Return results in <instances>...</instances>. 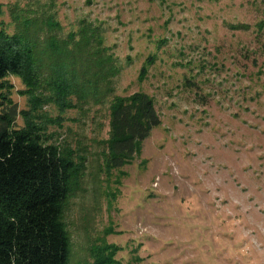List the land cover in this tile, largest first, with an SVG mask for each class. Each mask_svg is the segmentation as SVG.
Returning <instances> with one entry per match:
<instances>
[{"label": "rangeland", "instance_id": "rangeland-1", "mask_svg": "<svg viewBox=\"0 0 264 264\" xmlns=\"http://www.w3.org/2000/svg\"><path fill=\"white\" fill-rule=\"evenodd\" d=\"M52 19L60 40L98 28L115 94L148 93L162 119L108 172L110 102L43 105L49 141L87 158L64 213L69 264H93L104 242L113 264H264V0H0L10 33ZM6 79L28 110L23 80Z\"/></svg>", "mask_w": 264, "mask_h": 264}, {"label": "trees", "instance_id": "trees-1", "mask_svg": "<svg viewBox=\"0 0 264 264\" xmlns=\"http://www.w3.org/2000/svg\"><path fill=\"white\" fill-rule=\"evenodd\" d=\"M30 25L15 33L0 28V264H69L72 246L64 213L87 158L52 136L49 141L39 122L43 105L54 103L65 112L110 102L103 152L108 172L139 155L162 119L148 93L115 94L119 69L112 55L104 54L98 28L73 31L60 40L50 34L57 27L53 19ZM148 68L142 66L140 80ZM10 75L20 77L24 93L33 97L28 110L19 111L11 97ZM18 114L24 116L23 127L16 126ZM116 250L107 242L96 246L93 264L115 263Z\"/></svg>", "mask_w": 264, "mask_h": 264}]
</instances>
